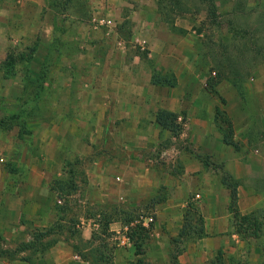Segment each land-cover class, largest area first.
Instances as JSON below:
<instances>
[{"label":"rangeland","instance_id":"obj_1","mask_svg":"<svg viewBox=\"0 0 264 264\" xmlns=\"http://www.w3.org/2000/svg\"><path fill=\"white\" fill-rule=\"evenodd\" d=\"M59 1L62 2L60 6L51 5L41 17L40 29V22L31 26V33L26 35V40H22L19 33L14 34L13 37L9 36L12 47L7 54L8 58L15 57L14 67L7 70L6 61L0 62V120L5 119L10 123V127L0 128V145L5 148L0 153L2 171L0 185L3 183L0 187V248L3 249H16L22 246L23 243L32 240L28 238L36 231L35 227L28 224L24 228L15 230L14 224L11 225L4 220L5 217L7 220H16L13 211L15 203L12 200L14 187L25 178L31 180L28 169L32 156L45 157V155H30L31 145L35 144V141L27 140L25 134L34 135V139L35 135H38L42 139L43 136H48L49 131L54 133L57 127L63 131L65 124L67 125L75 114L73 107H67V103L72 100L79 102L78 95L66 94L64 89L68 87L74 92L82 84L88 89L99 86L97 77L109 70L107 67L109 57L115 60L118 55H123L128 62L129 58L131 59V50L144 57L152 51L148 47V39L143 35L144 33L139 30L135 34L131 28V9L134 7L131 5V0ZM208 1L163 0L159 1L155 8L157 22L164 21L165 24L171 25L177 21L187 29L183 31L181 28H174L176 38L167 41L175 43L171 44L172 49H176V43H180L178 47L182 52L178 50V56L169 53L164 60L163 69L175 67V62L182 58L183 79L178 89L185 90V96L191 101L192 94H196L197 99L192 103L193 108L190 112L195 119L198 117V112H202V122L207 124V127L201 126L194 131L181 132L182 136L178 140L172 139L174 135H166L158 148L164 149L165 153L157 155V152H152L150 168L159 175L161 172H166L163 180L169 181L167 173L181 174L187 160L192 159L195 162L198 159L203 164L211 165L206 168L202 164L205 168L199 171H203V174L199 172V175H195L196 172L194 174L190 172L185 178L190 183L189 187L194 186L198 189L186 195L189 208L183 214L187 221H192L190 223L197 227H200L204 221V213L200 208L203 202H215V205L219 203L216 211L222 212L224 205L221 203L224 193L229 195L225 188L233 189L236 188L234 185L239 187L241 184L239 179L228 172L224 163L223 158L231 155L229 151L235 155L233 150H236L245 157L252 155L254 161H259V170L255 172L251 182L257 197L264 198V0H210L215 3L213 6L216 9L212 16L210 8L212 6L207 5ZM146 9L149 12L146 21L150 22L154 19L151 14L152 7L148 5ZM3 36L6 37V34ZM34 43L38 46H31ZM159 44L163 45L158 42L157 45ZM158 49L163 52L165 48ZM4 51L6 52L4 48L1 49L0 54ZM95 57L98 58L97 61ZM115 63L117 64V60ZM152 67L156 68L155 64ZM169 69L163 72L164 75L172 78ZM217 81L224 100L210 91L211 85L216 84ZM215 107L225 109L232 125L237 126L232 127L235 144L231 145V148L228 147L230 144L226 146L217 142L222 134L217 128ZM18 114L20 115L18 118H9V115ZM64 115H67L66 120ZM55 119L64 121L57 126L58 122L55 124ZM182 121L185 122L183 117ZM246 126L248 143L239 144L240 137L238 138L239 135H235V132ZM127 131L124 129L118 135L120 141L121 139L125 141H122L120 146L115 143L114 136L109 144L117 155V161L120 162L117 168L123 172L120 175L122 179L116 181L120 187L115 194L118 202L109 205L107 211L113 214L116 210L114 206H118L117 210L123 209L128 214L133 211L132 213L138 218L136 220H139L143 215L150 214L151 209L148 206L131 208V145L127 143L131 135H128ZM195 132L204 139L203 145L199 143L196 146L189 144L191 141L187 142V139L194 138ZM255 140H258L256 144ZM40 145L38 152L42 153L43 146L46 145L45 140H40ZM182 149L185 150L178 152ZM223 154L225 156L222 158ZM81 172L83 168L78 164L79 180L83 177ZM37 178L40 181L42 177H35L33 180ZM48 178L50 179V175H47ZM91 178L92 176L88 184L79 187V189L85 187V191H77V194L70 198V210L66 224L62 227V233L53 235L50 239L57 241L67 236L74 238V244L80 245L79 232L71 228L76 222L75 219L79 220L81 215L94 216L93 214H96L95 218H99L94 208L96 203L94 196H100L97 187L101 184L96 183V177L92 181ZM108 183L112 186L109 180ZM118 186L115 185L114 189L116 190ZM31 187L26 184L23 186L24 190L28 191L27 194L30 193ZM37 187L39 191L35 195L52 199V189L44 190L42 185ZM166 190L167 188L161 184L151 195L161 200L167 198L169 194L176 195V191ZM185 194L184 192V197ZM81 198L86 201L85 204L80 202ZM138 199L146 203L148 198L145 194L139 193ZM57 203L61 205L64 201ZM237 210L233 217L242 220L244 214ZM53 214L56 217L57 211L49 215L50 219L53 218ZM118 214L116 212L115 215ZM258 214L263 217L257 218L258 224L264 227V213ZM248 215H251L249 222L252 217L258 216L255 213ZM173 248L172 244L171 252ZM48 252V248L40 246L12 253L15 255H12V259L0 254V264H51L52 258ZM260 258L264 260V250ZM231 261L235 263V259ZM170 264H177V260L172 259Z\"/></svg>","mask_w":264,"mask_h":264},{"label":"crops","instance_id":"obj_2","mask_svg":"<svg viewBox=\"0 0 264 264\" xmlns=\"http://www.w3.org/2000/svg\"><path fill=\"white\" fill-rule=\"evenodd\" d=\"M159 1L163 0H131V5L134 6L131 9V28L135 34L141 30L148 39V47L152 51H149L147 57L132 50L131 59L129 58L128 62L123 55H118L115 60L109 57L107 61L109 70L97 77L99 86L88 89L85 84H82L74 92L68 87L64 89L66 94L78 95L79 102L72 100L69 101V104L67 103V107H73L75 114L69 119V123L65 124L63 131L57 126L64 120L55 119V124L58 122L56 131L54 133L49 131L48 136H43L42 139L38 135H35L34 139V135L25 134L27 140L35 141V144L31 145L30 155H45V157L32 156L28 169L31 180L25 178L14 187L12 200L15 203L13 211L16 220H7V217L4 220L11 225L14 224L15 230L24 228L26 224L35 227L36 231L37 229L50 228L55 224H58V227H63L70 210V198L76 195L77 191H85V187L80 189L79 187L88 184L91 176V181L96 177V183L101 184L100 187H97L100 196H94L96 200L94 208L97 212H100V209L107 210L113 202H118L115 194L120 187L116 181L122 179L120 175L123 171L117 168L120 162L117 161V155L109 147V144L114 136L116 138L115 143L120 146L124 140L121 139L120 141L118 135L126 129L128 130L127 134L131 135V139L127 142L131 145V208L148 206L151 209L150 214L143 215L139 219V222L145 226L150 224L153 226L151 245L142 255L145 260L151 261L153 264H170L172 259L177 260V264H264V260L260 258L261 252L264 250V227L259 226L257 220L258 217H262L258 213H264V198L257 197L252 186L251 180L260 166L259 161H254L252 155L245 157L240 152L237 153L236 150H233L235 155L229 151L231 155L228 157H224L225 154L221 156L224 157L228 172L239 179L241 184L239 187L234 185L236 188L233 189L230 187V192L228 188H225L229 195L224 193L221 203L224 205L222 212L216 211L219 203L215 205V202H203L200 205L201 211L204 213L202 227L192 225L190 223L192 221L189 222L184 217V211L189 208L186 195L190 191L198 189L194 186V188L189 187L190 183L185 178L190 172L192 174L196 172L195 175H199V172L203 174V171H199L205 168L203 165L206 168L211 167V165L203 164L198 159L195 162L192 159L187 160L181 174L167 173L170 178L169 181L163 180V175H166V172H161L159 175L150 168L152 152H157V155L165 153L164 149L158 148L166 135H174L172 139L178 140L182 136L181 132L194 131L201 126L207 127V124L202 122V112H198L197 119L191 115L192 103L197 99L196 94H192L193 99L191 101L185 96V90L178 89V85L180 86L183 79L182 58L175 62V67L163 69L167 55L170 53L178 56L180 51L178 47L180 43H176V49H172L171 44L175 43H168L167 41L175 37L174 28H181L183 31L187 29L177 21L171 25L165 24L164 21L157 22L155 8H157ZM51 5L53 4L49 0H0V50L3 48L6 50L0 54V62L6 61L8 58L7 52L12 47L10 43L12 40L9 41L10 37L19 33V37L26 40V35L31 33V26L40 22V29L41 17L50 9ZM148 5L152 7L151 14L154 17L150 22L146 21V15L149 13L146 9ZM207 5H211L210 0ZM5 34L6 37L3 36ZM158 42L163 43V45H157ZM35 45L38 46L36 43L31 46L35 47ZM158 48L165 49L161 52ZM95 59L98 60L97 57ZM116 60L117 64L115 63ZM154 64L155 69L152 67ZM168 69L175 77V84H155L153 75L155 73L164 75ZM211 86L210 91L224 100L219 81ZM219 109L225 111L223 108L215 107L216 112ZM162 110L178 115L177 123L181 125L179 134L173 133L172 130L165 128L158 122L157 114ZM209 111L212 112L211 109ZM182 117L185 122L182 121ZM66 118L67 115H64L65 120ZM185 125L188 127L186 128ZM232 127L237 126L234 124ZM235 135L240 137L239 144L248 143L247 126L241 127V130L236 131ZM220 138L217 141L218 144L223 143L228 146L221 136ZM40 140L46 142L42 153L38 152L41 146ZM257 141L255 140V144ZM187 142L198 146L199 143L203 145L205 141L197 132L194 138L187 139ZM5 143L7 145V142ZM259 143L261 144V140ZM228 147L231 148V145ZM3 149H5L4 146L0 145V153ZM186 152L188 151L186 150ZM77 159L83 168V172L80 173L83 174V177L81 180L77 178L78 188L75 193L60 198L57 190L53 188V184L71 174L70 166L66 162H75ZM0 172L2 173L1 168ZM47 175H50V179H47ZM76 175L78 177V174ZM35 177L42 178L40 181L38 178L33 180ZM1 184L3 185V183ZM24 184L32 186L29 190L30 193L27 194L28 191L24 190ZM161 184L167 188L166 191H176V195L169 194L163 200L151 195ZM40 185L43 186L44 190L52 189V199L43 195H41L43 198L35 195L39 191L37 186ZM115 185L118 186L116 190L114 189ZM184 192L186 193L185 197ZM139 193L146 195L148 198L146 203L138 199ZM57 201L68 203H66L67 209L66 213L62 215L63 218H60L61 214L58 212ZM80 202L85 204L86 201L81 198ZM236 210L244 215L255 213L258 216L252 217L251 223L245 222L233 217ZM56 211V217L53 214V218L50 219L49 215ZM26 216L32 218L27 219ZM94 218L92 215H81L79 220L75 219L76 222L71 228L79 232L80 250L74 249V238L66 236L64 239H59L49 247L48 255L52 258L51 264H92L88 257L83 256L98 249L112 254V262L109 264H127L137 258L135 246L128 236L130 225L121 220L111 222L109 229L113 232V236L107 240L108 249H105L101 238H93V233H99L101 228L99 218ZM241 224H250V226H242ZM185 228L190 231L183 235ZM61 230L52 233L45 240H49L53 235L61 234ZM198 232L199 234H197ZM28 239H33V234ZM172 244L174 248L171 252L170 246ZM173 253L176 254V257L172 256ZM231 259H235V263H232Z\"/></svg>","mask_w":264,"mask_h":264},{"label":"trees","instance_id":"obj_3","mask_svg":"<svg viewBox=\"0 0 264 264\" xmlns=\"http://www.w3.org/2000/svg\"><path fill=\"white\" fill-rule=\"evenodd\" d=\"M51 4L55 6H60L61 1L59 0H49ZM69 1V0H64V2ZM65 4V3H64ZM215 3L211 1V12L214 14L215 13ZM13 58L15 60V57L11 56L6 60L7 63V70H11V68L14 67L15 62L13 61ZM153 82L155 84H175V77L172 75V78H170L168 75H160L159 73H155L153 75ZM217 110L216 113V124L217 128L220 130L223 141L227 144L234 145L235 142L233 140V128H232V123L230 120V117L226 114L225 111H220ZM20 115H9L10 119H15L18 118ZM177 118L178 115L175 114L174 112L170 111H165L162 110L157 114V120L158 122L163 125L165 128H169L170 130L173 131L175 134H179L181 125L177 123ZM227 124V125H226ZM3 126L4 128L10 127L9 121H5V119L0 120V128ZM70 166V175L66 176L64 179H59L54 182L53 188L57 190L59 193V197L63 198L66 196H70L78 188V181H77V165L80 163L79 159L77 161L72 162V161H67L66 162ZM66 203L63 204H58L57 203V208L58 212L60 215V218H63V214L66 213ZM68 204V203H67ZM118 206H114L117 210ZM114 211L112 213H108L107 210L100 209V212L97 214L99 215V220L101 222V228L99 233L95 232L93 233V238H101L102 241L104 242V247L105 249H108V244L107 240L113 236V232L109 229V225L111 222L114 220H121L123 223L130 225L129 231H128V236L135 246V253L137 255V258L129 261L127 264H153L149 261H146L142 255L146 252L148 246L150 245L151 242V235L153 232V226L150 224L149 226H145L141 222L135 223L136 219H138L131 211V214H128L125 210L123 209H118L117 211ZM97 212V211H96ZM116 212H118V215H115ZM94 216L96 214H93ZM242 220L245 222H249V219L251 218V215H243ZM243 222V221H242ZM133 223V224H132ZM135 223V224H134ZM251 223V222H250ZM244 226V224H241ZM247 226H250V224H246ZM253 225V224H251ZM60 226V225H59ZM254 226V225H253ZM61 226L58 227V224L47 228V229H38L33 233V239L23 243L22 246L16 248V249H7V248H0V254L6 255L7 258L12 259L13 256H15L12 253H17L19 251H26L27 249H33V248H39L40 246H43V248H48L53 245V243L56 240L49 239L48 241H45L46 237H50L52 233L58 232L61 230ZM58 230V231H57ZM190 230L186 229L183 230V235L186 233L188 234ZM76 232V231H75ZM74 249L79 251L80 246L78 244H74ZM114 248V247H113ZM13 255V256H12ZM173 257H176V254L173 253ZM85 258H89L92 262V264H109L112 262V254L108 253L107 251H103L102 249L94 250L88 253L87 255L83 256Z\"/></svg>","mask_w":264,"mask_h":264},{"label":"built area","instance_id":"obj_4","mask_svg":"<svg viewBox=\"0 0 264 264\" xmlns=\"http://www.w3.org/2000/svg\"><path fill=\"white\" fill-rule=\"evenodd\" d=\"M140 220H136L135 222H139Z\"/></svg>","mask_w":264,"mask_h":264}]
</instances>
